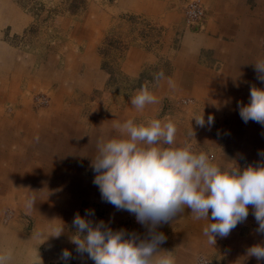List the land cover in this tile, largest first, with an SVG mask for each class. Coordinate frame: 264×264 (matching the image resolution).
<instances>
[{"label":"crops","instance_id":"obj_1","mask_svg":"<svg viewBox=\"0 0 264 264\" xmlns=\"http://www.w3.org/2000/svg\"><path fill=\"white\" fill-rule=\"evenodd\" d=\"M118 1L117 10L125 12L126 16L149 21L155 19L157 23H163L166 18L161 35L148 47L130 48L124 63L125 69L135 71L144 64L154 63L160 55L172 54L165 59L161 57L168 62V67L163 78L149 90L158 102L146 105L142 111L131 104L133 97H122L119 104L117 99H107L109 102L91 105L89 100L94 96L92 82L99 81L101 75L96 70L91 71L92 61L86 53L81 60L87 65V70L81 77L76 75L80 67L77 61L70 63L69 71L58 73L54 79L44 78L43 71H39L44 78L40 79L43 84L50 83L52 79L60 81L65 78L69 81L57 85L55 97L45 116L33 113L28 105H24L17 109L14 120H7L2 116L0 107V146L16 148L14 154H0V208L13 205L16 198L18 209L22 208L35 219V233L28 236L19 231L16 222L0 226V251L12 250L10 264H32L38 256L41 264H51L52 261L54 264H95L86 252H77L67 231V228H76L73 224L74 202L78 200H95L102 209H107L103 219L92 211L81 216L90 220L93 227L103 221L105 227L119 231L124 225L120 224L129 217L130 227L126 234L139 239L150 238L148 227L136 221L133 213L124 214L123 210L102 199L99 187L93 183L95 174L84 173L85 167L92 168L97 142L119 136L114 127L117 123L128 119L137 124L151 119L170 120L177 128L174 147H183L188 139L205 148L217 147V137L226 133L225 147L220 154H216L213 163L229 167L248 157L255 166L264 164V125L252 120L245 123L239 115L240 107L250 102V90L257 81L260 82L259 89H264V81L258 79L260 73L255 67L257 62H264V0H251V3L250 0H207L208 16L204 29L200 31H193L184 23L178 0ZM9 8L13 12L10 24L19 26L23 22L21 14L15 11V6ZM97 18L87 21L90 29L105 23V17L101 19L103 21ZM19 29L22 31L24 27L12 28L10 32L0 27L1 103L6 101L4 90L8 86L15 84L14 89H18L21 84L22 74H17L19 71L15 69L16 64L22 66L17 62L19 49L12 44L13 36L20 32ZM22 72L25 74L26 71ZM26 74L30 76V70ZM163 94L171 97L170 108L167 109L171 116L166 119L158 118L162 114L158 110L159 97ZM184 96L196 100L194 108L187 110L174 104ZM10 101L17 104L15 98ZM220 111L225 112L224 116H220ZM201 114L205 121L203 126L198 125L194 118ZM210 115L214 118L211 124L208 123ZM89 120L91 125H86ZM183 121L186 122L182 124ZM214 123L217 126L215 132L212 130ZM14 127H25V134L14 137L10 132ZM12 143L15 145L12 146ZM33 199L34 205L29 208L28 202ZM248 211L245 221L239 223L227 237L217 236L212 246L203 234L207 224L214 222L211 210L209 221L196 220L191 209L185 207L168 222L156 226L155 231L166 237L158 250L171 251L175 264H195L198 253L211 256V252L221 258L220 264H264V260L258 261L254 256L247 255L250 247L257 244L264 246V233L253 226L257 222L253 206L249 205ZM61 225L62 234L51 236ZM40 245H43L41 251L37 250ZM64 250L71 253L70 259H63Z\"/></svg>","mask_w":264,"mask_h":264},{"label":"clouds","instance_id":"obj_2","mask_svg":"<svg viewBox=\"0 0 264 264\" xmlns=\"http://www.w3.org/2000/svg\"><path fill=\"white\" fill-rule=\"evenodd\" d=\"M255 67L260 73L258 79L264 81V62H257ZM161 78L162 72L156 79ZM157 102L147 87H141L131 99L138 111ZM239 115L245 123L252 120L264 125V89L250 90V102L240 107ZM194 118L198 125H204L203 114ZM213 119L210 115L208 123ZM114 127L119 133L117 138L97 142V154L91 162L96 173L93 183L103 200L133 213L139 223L146 225L150 238H126L124 230L112 231L103 221L93 227L90 220L77 214L73 220L77 232L71 237L77 252H86L95 264H175L171 251L158 250L166 237L155 228L185 207L191 209L196 220L209 221L211 210L214 222L207 224L203 234L212 246L217 236L227 237L246 220L249 205L254 208L257 231L264 233V164L241 169L234 163L222 168L205 152H194L189 145L174 147L177 128L170 120L151 119L137 124L128 119ZM34 202L30 200L27 206L32 208ZM62 232L63 225L51 236L59 237ZM84 232L86 235L81 236ZM12 255L11 249L0 251V264H10ZM247 255L264 260V246L250 247ZM62 257L68 260L71 253L64 250ZM32 264H41L39 256Z\"/></svg>","mask_w":264,"mask_h":264},{"label":"rangeland","instance_id":"obj_3","mask_svg":"<svg viewBox=\"0 0 264 264\" xmlns=\"http://www.w3.org/2000/svg\"><path fill=\"white\" fill-rule=\"evenodd\" d=\"M178 1L182 19L186 24L183 16L182 0ZM199 1L206 9V22L209 2L207 0ZM12 6H15V11L21 14L20 20L23 22L19 26L10 24L12 23L11 16L13 12L9 7ZM118 6V0H0V27L6 32H10L12 28L24 27L22 31L19 29L20 32L13 36L12 41V44L19 49L17 62L21 63L22 66L16 64L15 69L16 72L19 71L17 74H22L20 75V77L22 76L21 84L18 89H14L17 85L13 84V87L8 86L4 90L6 101L0 102L2 116L7 120H14L17 109L23 108L24 105H28L33 113L45 116L51 101L55 97L57 85L69 82L65 78L60 81H53V79L58 73L69 71L70 63L72 64L74 61L80 62L76 75L81 77L84 71L87 70V65L81 60L86 53H88L92 61L90 65L91 71L96 70L101 75L99 81L92 82L91 92L94 96L89 100L91 105L102 101L109 102V99H117V104H119V99L122 97H134L141 87H147L152 90L156 83L160 81V79L158 81L156 79L157 74L164 73L168 67V62L164 59L172 54L168 53V55L164 54V56L159 54L164 59L160 57L154 63L144 64L141 69L135 71L125 69L124 63L130 48L136 46L148 47L151 42L161 35L166 18L163 23L161 21L157 23L155 19L149 21L140 19L137 16H126L125 12L117 10L116 7ZM97 17H99L100 21H103L101 19L105 17V23L98 25L96 29H90L86 24L87 21L97 20ZM173 22L176 24L175 21ZM262 51L264 52V47ZM25 62L26 65H24ZM26 67L27 69H25ZM23 70L26 71L25 74L22 72ZM28 70H30V76L26 74ZM40 70L43 71L41 74H43L44 78H53L50 83L43 84L40 82V79H44L39 72ZM2 72L5 74V71ZM15 76L18 77L17 75ZM259 86L260 82L257 81L254 87L259 89ZM17 91L19 93H16ZM14 98L17 99V104L10 101ZM170 101L171 97L168 94H163L159 97L158 110L162 114L158 115V118L161 117L162 119L164 117L166 119L171 116L170 111H167L170 108V105H168ZM195 102L194 98L191 99L189 96H184L174 101V104L186 107L189 110L190 107H195ZM88 109L86 108L85 110ZM224 114V111H220V116H224ZM220 119L223 121L222 118ZM184 122L186 121L181 123L183 124ZM91 123V120H89L86 125H91ZM192 124L195 125L196 123L192 120ZM226 125L228 124L226 123ZM212 127V130L217 128L215 123L212 124ZM24 129L25 127H14L10 132L12 131L14 137H20L25 134ZM217 138V147L205 148L198 146L190 142V139H188V142L185 141L184 146L189 145L197 153H207L213 162L216 154H220L225 147L227 135L224 133ZM14 145L12 143V146ZM11 153H16L15 147L0 146L1 155ZM14 157L17 158L18 153ZM0 162L2 163V161ZM252 162L254 161L244 157L236 165L243 169L249 165L255 166ZM84 173L90 176L96 175L93 169L89 167H85ZM12 203L13 205H4L0 208V226H10L13 222H16L18 227H20L19 231H23L26 236L34 234V217L22 208L18 209V200L16 198L13 199ZM74 204L75 216L78 214L81 217L90 211L101 219L107 215V209H102L100 203L95 200H78ZM122 212L124 214L125 212L129 213L127 210ZM120 225H123L120 230H124L126 233L130 227L129 217L126 218L125 223L122 222ZM253 226L258 227V222H255ZM67 231L70 233L71 239L77 229L67 228ZM84 235H86V232L81 233V236ZM1 236L2 233L0 234ZM127 236L129 235L126 234V238ZM72 244L76 247L74 243ZM40 246L37 250L41 251L43 250V245ZM220 262L221 258L214 252H211V256L198 253L195 257V264H220ZM51 264H54L53 261Z\"/></svg>","mask_w":264,"mask_h":264},{"label":"built area","instance_id":"obj_4","mask_svg":"<svg viewBox=\"0 0 264 264\" xmlns=\"http://www.w3.org/2000/svg\"><path fill=\"white\" fill-rule=\"evenodd\" d=\"M182 8L186 24L194 31L203 29L206 9L199 0H182Z\"/></svg>","mask_w":264,"mask_h":264}]
</instances>
